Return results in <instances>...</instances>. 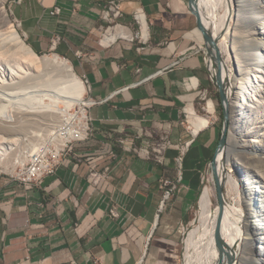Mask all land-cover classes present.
<instances>
[{
	"label": "crops",
	"instance_id": "1",
	"mask_svg": "<svg viewBox=\"0 0 264 264\" xmlns=\"http://www.w3.org/2000/svg\"><path fill=\"white\" fill-rule=\"evenodd\" d=\"M107 1L13 6L27 44L70 60L97 102L89 109L92 135L75 143L54 173L31 188L11 176L0 179V264H181L190 208L221 134L213 117L196 134L183 121V110L195 108L203 90L216 92L197 51L204 42L188 0H118L117 21L133 33L145 28V40L104 41ZM132 134L171 146L160 161L154 152L139 156L118 142ZM184 142L190 143L178 178L177 145ZM91 163L109 169L102 188L87 176ZM164 179L171 180L165 190L174 187L166 200ZM113 206L117 216L109 213Z\"/></svg>",
	"mask_w": 264,
	"mask_h": 264
},
{
	"label": "bare ground",
	"instance_id": "2",
	"mask_svg": "<svg viewBox=\"0 0 264 264\" xmlns=\"http://www.w3.org/2000/svg\"><path fill=\"white\" fill-rule=\"evenodd\" d=\"M4 3L5 0H0V166L3 167L8 163L22 164L42 135L48 133L50 123L70 112L88 90L67 58L56 53L39 55L27 44L10 22ZM196 4L204 25L234 72L228 74L221 59L225 107L231 125L227 145L216 153V175L221 187L230 192V198L222 191L219 206L212 173L218 205L212 211L210 188L203 186L198 197L201 219L198 227L202 235L211 231L212 234L206 243L208 248L203 249L195 264H264V0H196ZM221 7L224 11L220 13ZM142 33L145 35V28ZM133 36L130 29L118 24L107 28L103 40ZM60 103L65 110L59 108ZM197 105L198 108L184 109L193 134L207 126L215 112L211 96ZM31 127L42 132L30 131ZM22 135L30 138L29 149L26 154L22 146L15 154L16 146L24 144ZM178 150L175 161L181 178L185 147ZM173 188L164 190L163 200ZM196 228L187 238L186 261L190 257L189 247L195 245Z\"/></svg>",
	"mask_w": 264,
	"mask_h": 264
},
{
	"label": "built area",
	"instance_id": "3",
	"mask_svg": "<svg viewBox=\"0 0 264 264\" xmlns=\"http://www.w3.org/2000/svg\"><path fill=\"white\" fill-rule=\"evenodd\" d=\"M59 11V7H54L52 13L57 14ZM101 16L104 20L108 21L109 24H119L129 29L126 24L117 21L122 16V10L118 0H108L101 10ZM134 19L140 25L142 22L141 12H135ZM109 27L110 26H108V28ZM134 37L142 41L145 40V35H143L141 27L134 32V36L131 39ZM197 51L203 54L208 77L216 86L217 92L218 88L215 80L217 72L216 64L212 56L207 52L205 44H202ZM80 78L89 90L87 79L82 76H80ZM88 90L85 93L86 96H83V99L75 106L74 110L60 115L58 120L50 125V129L45 137L38 142V145H36L30 153H28V158L22 164H19L18 170L11 175L18 180L24 188H31L33 185L39 184L45 175L54 173L55 170L64 163L66 157L71 154L74 144L85 141L92 135L93 126L89 109L97 101L89 96ZM206 98L207 91L203 90L200 99L206 100ZM82 111L84 113H82ZM82 114L84 117H82ZM183 121L187 122L185 110H183ZM138 140L142 142V145L136 144ZM118 142L121 144L122 148L130 150L139 156L150 157L152 152H154L156 159L159 161L162 158V151L171 146L170 141L167 139L150 144L147 139H143L139 134L120 137ZM189 143L190 142H184L177 145V147H185L186 151ZM108 171V168L99 171L95 164L91 163L88 168L87 176L93 185L102 188L109 178ZM170 181L171 180L168 179L162 181L163 190L169 185ZM109 213L112 216H117V211L114 206L109 210ZM73 264H76V262L73 261Z\"/></svg>",
	"mask_w": 264,
	"mask_h": 264
},
{
	"label": "rangeland",
	"instance_id": "4",
	"mask_svg": "<svg viewBox=\"0 0 264 264\" xmlns=\"http://www.w3.org/2000/svg\"><path fill=\"white\" fill-rule=\"evenodd\" d=\"M18 1H20V0H5L4 6H5V9L7 11L8 18H9L10 22L15 25V27L17 28V30L20 33V35H22L25 38V41L27 42L26 37L24 36V34L22 33V31L20 29L19 21L15 18L14 14H13V6ZM223 11H224V7H221L220 13L223 12ZM109 25L110 26H113V24H109ZM218 50L220 52L221 59L223 61H225V67H226L225 69L227 70L226 72L227 73L229 72L228 74H231L234 71H232L231 70L232 67L229 66L231 64L228 62V59H227L226 54L220 48H218ZM36 53L39 54V55L51 54V53H56L57 54V52L55 50H45V51L36 52ZM60 56L61 57H64L62 55H60ZM70 63H71V61H70ZM71 65H72V63H71ZM228 67H230V68H228ZM72 69L79 76L78 72L76 71V69L74 68L73 65H72ZM228 69H229V71H228ZM83 96H86V94H84ZM209 96L212 97V99L214 101V105H215V112H214L213 118L219 123V126H220V128L222 130V125H223V110H224L223 105H222V103H221V101L219 99L218 92H212V91H210V94H207V97H209ZM63 100H69V99L68 98H65V99L63 98ZM199 102H204V100L199 99ZM76 105H78V104H75L71 110H74ZM196 107L198 108L199 106L197 105ZM59 108H61L62 110H65L62 103L59 104ZM51 124H54V123H50V125ZM185 124L187 125V122H185ZM230 125H231V122L229 120V123H228V131L230 130ZM29 130L30 131H36V132H42L41 130L39 131V130H37V128H32V127ZM46 134L42 135L41 138L43 139ZM22 137H23L24 144H21L20 143L21 146H20V144L16 146L17 150H14L15 151V154L16 153L17 154L19 153L18 148L19 149L21 148L20 150H22V146L25 147L22 150V151H25V153L29 149V141H30V138L27 137L26 135H22ZM15 164L13 165V164L8 163L7 165H5V167H3L1 165L0 166V170H1L0 171V179L10 177L12 174H14L18 170V168L20 166L19 164H21V163H15ZM14 166H16V167H14ZM225 169H226V166H225ZM211 174H212V170H211L210 164H208L206 166V168L204 169V172H203V176L204 177L202 179L201 187H200V189L198 191V194H197V196H196V198H195V200H194V202H193V204H192V206L190 208L191 220L188 223V225L185 227V232L183 234V241H184L183 242L184 243L183 245H184V248H183V256H182L181 264H195L198 261L199 257L201 256V253H202L203 249L204 248H206V249L208 248V245L206 243L208 242V237H210V235L212 234V231L209 232L208 234H205V235H202V231H199L201 219L198 217V210H199L198 209L199 208L198 207V197H199V194H200V192L202 190V187L205 186V185H207L210 188V191H211V207H212V211L218 205V201H217V197H216V193H215V188H214V183H213V180H212V177H211L212 175ZM222 191H223V193H225L226 198H230V192H228V189L226 187H223L222 188ZM209 222H210L209 225L212 226L213 225V217H211V219H210ZM194 228L197 229L196 232H195V236H194L195 245H193V246L191 245V247H189L190 257H189V261H186L187 238H188L189 233ZM254 247H256V246H254Z\"/></svg>",
	"mask_w": 264,
	"mask_h": 264
},
{
	"label": "water",
	"instance_id": "5",
	"mask_svg": "<svg viewBox=\"0 0 264 264\" xmlns=\"http://www.w3.org/2000/svg\"><path fill=\"white\" fill-rule=\"evenodd\" d=\"M188 5H189V9L190 11L194 14L195 18H196V25H197V29L201 34V37L203 39V42L205 44L206 50L207 52L212 56L215 64H216V68H217V72H216V85L218 88V96L219 99L223 105V125H222V130H221V134H220V138L218 141V146L211 158L210 161V167L212 170V173L214 175L215 178V186H216V191H217V195H218V201H219V206H221V200H222V187L220 185V182L218 181L217 175H216V153L218 152L220 147H224L227 145L228 143V116H227V109L225 107V102L227 100L226 94H225V88H224V84H223V80H222V71H221V55L220 52L218 50L217 44L212 36V34L210 33V31L208 30V28L204 25L202 18H201V14L198 10L197 4H196V0H188ZM212 49H215V54H212Z\"/></svg>",
	"mask_w": 264,
	"mask_h": 264
}]
</instances>
